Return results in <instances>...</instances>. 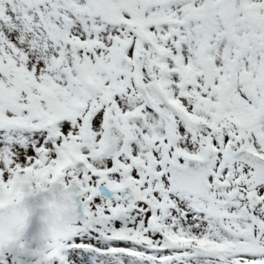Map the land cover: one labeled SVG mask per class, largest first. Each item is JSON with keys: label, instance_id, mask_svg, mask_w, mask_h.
<instances>
[{"label": "snow or ice", "instance_id": "obj_1", "mask_svg": "<svg viewBox=\"0 0 264 264\" xmlns=\"http://www.w3.org/2000/svg\"><path fill=\"white\" fill-rule=\"evenodd\" d=\"M0 264H264V0H0Z\"/></svg>", "mask_w": 264, "mask_h": 264}]
</instances>
